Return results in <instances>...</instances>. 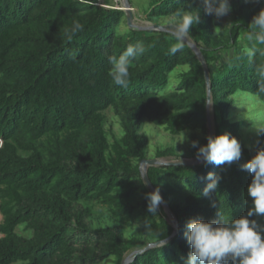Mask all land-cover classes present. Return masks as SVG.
Returning a JSON list of instances; mask_svg holds the SVG:
<instances>
[{
	"label": "trees",
	"instance_id": "1",
	"mask_svg": "<svg viewBox=\"0 0 264 264\" xmlns=\"http://www.w3.org/2000/svg\"><path fill=\"white\" fill-rule=\"evenodd\" d=\"M97 2L0 0V264H93L111 256L121 264L131 244L139 242L123 244L111 228L91 229L86 222L91 209L74 210L81 201L97 199L119 221L144 215L152 220L151 238L164 242L136 255L130 264H184L191 251L186 239L189 219L219 223L220 216L237 218L250 207L247 186L252 176L241 165L264 147V133L254 147L246 146L239 135L243 122L229 118L228 110L237 94L252 95L264 105L260 91L264 54L258 52L249 62L242 53L248 43L247 26L264 0H236L230 3L229 14L219 19L203 10L201 0H149L145 10L154 21L173 16L180 8H200V23L191 28L189 38L209 66L214 136L228 132L241 143V158L230 165L202 161L148 167L149 178L165 201L172 190L162 174L177 179L187 191L183 202L170 206L179 224L173 237L174 222L165 217L155 220L146 199L140 204L144 211L135 202L139 189L152 191L139 164L132 166L129 158H146L149 140L140 133L145 118L172 134L193 131L190 152L197 158L192 141L204 145L209 136L204 69L186 42L176 54H169L176 43L171 31L120 33L124 10ZM76 23L83 30L69 39ZM136 43L144 52L131 59L129 83L122 88L108 75L109 57ZM257 47L264 52V45ZM178 66L189 69L171 88V74ZM110 108L124 129L115 145L116 157H108L104 129L103 111ZM210 172L219 183L206 198L202 192ZM251 219L264 225V217ZM22 224L30 236L17 232ZM76 232L85 245H78ZM147 244L139 243V250Z\"/></svg>",
	"mask_w": 264,
	"mask_h": 264
},
{
	"label": "clouds",
	"instance_id": "2",
	"mask_svg": "<svg viewBox=\"0 0 264 264\" xmlns=\"http://www.w3.org/2000/svg\"><path fill=\"white\" fill-rule=\"evenodd\" d=\"M260 3L261 0H254ZM203 10L219 19L229 14L231 4L229 0H201ZM170 21V28L176 43L169 48V54H176L184 46L191 28L200 23V8L192 7L177 9ZM246 40L242 53L252 62L261 50L257 45H264V6L253 16L247 26ZM79 23L70 29L68 38L71 39L82 31ZM144 48L140 43L129 44L119 56H110L111 65L108 75L113 84L126 88L129 83V67L132 58L143 54ZM264 75V67L261 69ZM260 91L264 92V82L260 84ZM258 133H264V125L256 127ZM192 147L197 148L196 157L205 164L224 165L239 161L241 158V143L228 132L207 137V143L199 145L192 141ZM242 170L252 176L247 186V194L251 204L246 214L237 218L220 216L219 223L206 221L202 218H191L186 224V239L190 245L184 264H264V225L258 223L254 216L264 217V147L257 149L255 155L241 165ZM207 183L202 195L210 198L216 191L219 178L208 173ZM148 212L156 214L163 198L159 189H155L146 196Z\"/></svg>",
	"mask_w": 264,
	"mask_h": 264
},
{
	"label": "rangeland",
	"instance_id": "3",
	"mask_svg": "<svg viewBox=\"0 0 264 264\" xmlns=\"http://www.w3.org/2000/svg\"><path fill=\"white\" fill-rule=\"evenodd\" d=\"M122 1L123 0H98L97 4L104 7L121 8L123 5ZM234 1L236 0H229L230 3ZM130 3L133 8L134 21L137 24H160L166 25L170 28L169 24L170 21L174 19L173 16L161 17L154 21L149 20L148 15L145 11L147 9L149 0H131ZM128 29L131 28L128 26L125 14V19H123V21L117 27V31L120 33H124ZM241 40H245L244 35L241 36ZM188 69L189 66H178L174 70V72L171 74V88H175L177 86L180 74L187 71ZM232 98L233 102L228 110V116L235 122H243L239 129V135L245 145L252 148L262 138V133H258L256 127L264 125V105L252 95L237 94ZM103 118L105 134L109 142L108 157H116L117 148L115 145L116 143H120V139L124 134L123 125L121 119L114 113L113 109L111 108L103 111ZM192 132L193 131L191 130H184L179 134H172L165 127L156 125L145 118L143 120V126L140 130V133L145 134L149 140V144L146 150V159L160 158L167 161L195 159L193 157V154L190 152V135ZM199 133L201 137L205 136L202 131H199ZM161 151H170L171 154L169 156L158 157L157 154ZM141 161L135 158H129V163L132 166L136 164H139L140 166ZM162 176L164 182L167 183L168 187L172 190L171 195L166 200L168 205L171 206L174 203L183 202L187 194L186 189L179 185V181L172 176L167 174H162ZM147 194V192L144 193L139 189L136 195L135 202L139 204V208L142 211H144V209L140 204L144 202L143 199H146ZM81 208L91 209V216L86 217V222L91 229L111 228L119 235L123 244H128L130 240H135L139 243L156 242L150 236L152 220L146 218L145 215L138 220L126 219L125 221H119L110 214L107 206L99 203L97 199L81 201L74 206L75 211H78ZM151 215L155 220H159L160 218L165 217L170 222H174L168 212V209L163 203L159 205L157 213H151ZM2 220L3 215L0 213V223H2ZM17 232L21 235L26 236H30L32 234L30 230L24 229V224L20 225L17 228ZM96 236L97 235H95L93 239H97ZM0 237H2V234H0ZM74 237L77 239V242H79V246L85 245L83 241L84 237L79 232L74 233ZM98 242L99 240H96L94 242L93 249L95 251L98 250ZM139 243L131 244L130 248L125 253V257L128 256L131 252L139 250ZM188 248H190V245ZM78 264L81 263L78 262ZM93 264H119V260L117 257L111 256L105 259H100ZM164 264L173 263L168 261Z\"/></svg>",
	"mask_w": 264,
	"mask_h": 264
},
{
	"label": "water",
	"instance_id": "4",
	"mask_svg": "<svg viewBox=\"0 0 264 264\" xmlns=\"http://www.w3.org/2000/svg\"><path fill=\"white\" fill-rule=\"evenodd\" d=\"M123 5L121 8L124 10L125 14H126V19H127V23L128 26L131 29H138V30H158V31H171L172 30L166 26V25H160V24H151V25H140L137 24L134 21V17H133V8L132 5L130 3V0H123L122 1ZM186 43L194 50V52L196 53V55L198 56L203 69H204V73H205V78H206V82L208 85V104H207V110H208V127H209V135L214 136V128H213V121H212V116H211V83H210V75H209V66L207 64V61L203 55L202 50L198 47V45L191 40L189 37L186 40ZM200 162H202V160H198L196 159H190V160H178V161H167V160H162L160 158H154V159H143L141 161V165H140V173H141V177L144 181V183L149 187V189L151 191L155 190L156 188L154 187L153 183L151 182L149 175H148V167L149 166H160V165H168V166H191V165H196L199 164ZM162 196V195H161ZM163 198V197H162ZM166 208L168 209L169 214L171 215L173 221H174V227H175V231L172 234L171 237H173L176 233H178L179 231V224L178 221L176 219V217L174 216L173 212L170 209V206L168 205V203L164 200L163 198V202H162ZM169 239V238H168ZM162 242L164 241H157V242H152L147 244L146 247H144L143 249L140 250H135L133 252H131L128 256H126L122 261L121 264H130L133 259L135 258L136 255L150 249L153 247H156L160 244H162Z\"/></svg>",
	"mask_w": 264,
	"mask_h": 264
}]
</instances>
